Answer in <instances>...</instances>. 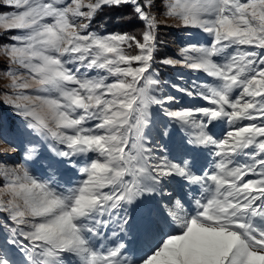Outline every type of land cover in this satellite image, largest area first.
<instances>
[{"label":"snow or ice","instance_id":"snow-or-ice-1","mask_svg":"<svg viewBox=\"0 0 264 264\" xmlns=\"http://www.w3.org/2000/svg\"><path fill=\"white\" fill-rule=\"evenodd\" d=\"M0 53V264H264V0H0Z\"/></svg>","mask_w":264,"mask_h":264},{"label":"trees","instance_id":"trees-1","mask_svg":"<svg viewBox=\"0 0 264 264\" xmlns=\"http://www.w3.org/2000/svg\"><path fill=\"white\" fill-rule=\"evenodd\" d=\"M112 16H115L116 13L110 14ZM126 16L127 14L124 13ZM102 18V17H101ZM164 23V22H161ZM166 23V22H165ZM168 24V23H167ZM170 25V24H169ZM110 28L116 31H127L133 34H138L140 31V25L139 24H133V25H115L110 24ZM160 36L163 41H165L164 48L161 49L162 54L172 55L174 54V50L176 47H178L180 44H182L185 41L184 31L181 29H178L176 27H164V29L161 28L160 30ZM198 38V37H197ZM0 66L2 64L0 63ZM182 71L179 69L173 70L170 68H161L160 72L162 75V79L168 80V79H174L177 75V72ZM187 75V74H185ZM186 102L190 103L186 98H184ZM0 120H2L5 125L7 126H14L16 123H18L17 118L6 108V107H0ZM155 120L158 125L160 124H167V118L163 116V114L159 111L156 112ZM178 131H181L179 129V126H174L171 128L170 133H177ZM184 133L183 131H181ZM157 137L159 136L158 129H157ZM179 134V133H178ZM185 134V133H184ZM180 135V134H179ZM160 139H163L166 143L169 140L168 137H161ZM155 137H153L154 139ZM23 140V138H21ZM1 149L0 151H2ZM4 243V237L0 236V244Z\"/></svg>","mask_w":264,"mask_h":264},{"label":"rangeland","instance_id":"rangeland-1","mask_svg":"<svg viewBox=\"0 0 264 264\" xmlns=\"http://www.w3.org/2000/svg\"><path fill=\"white\" fill-rule=\"evenodd\" d=\"M161 22H164V23L166 22L170 25L174 24L173 20L168 19L165 21L163 17H161ZM162 29H164V28H162ZM177 48L178 47L175 48L174 53L177 50ZM4 59L5 58L3 57V54L0 53V63L2 65H3ZM7 85H8L7 78L2 74V72H0V89H6ZM182 103H183V105L189 104L188 102H186V100L184 98L182 100ZM154 137H155L154 139L159 140V142L166 148L167 154H169V156L171 158L177 159V160L180 158V156L182 155V152H183V147L186 143V135L184 133H182L181 131H178L177 133H173V132L170 133V136L168 137L169 140H167L168 141L167 143L163 139H160L159 136L157 137V134L154 135ZM6 147H7L6 145L0 144V150L1 149L5 150ZM18 158L19 157H16V159H18ZM206 158H207V150H205L202 153V159L206 160ZM37 175H40V173H37ZM69 177H71L73 179L79 178L78 174H74V173L67 174L66 179ZM145 208H147L148 210L153 211V212L160 211L158 205L155 202H150L147 205H138L133 209V211L139 213L140 211H142Z\"/></svg>","mask_w":264,"mask_h":264}]
</instances>
